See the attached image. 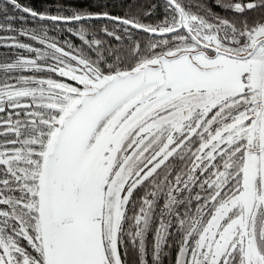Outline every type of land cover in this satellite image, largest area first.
I'll use <instances>...</instances> for the list:
<instances>
[{
  "label": "snow or ice",
  "instance_id": "6c2138e0",
  "mask_svg": "<svg viewBox=\"0 0 264 264\" xmlns=\"http://www.w3.org/2000/svg\"><path fill=\"white\" fill-rule=\"evenodd\" d=\"M0 33V264H264V0H0Z\"/></svg>",
  "mask_w": 264,
  "mask_h": 264
},
{
  "label": "trees",
  "instance_id": "16d2710c",
  "mask_svg": "<svg viewBox=\"0 0 264 264\" xmlns=\"http://www.w3.org/2000/svg\"><path fill=\"white\" fill-rule=\"evenodd\" d=\"M20 2L22 4H30L31 7H33L35 10H38V11L48 8L50 5V0H20ZM115 11H119V9H115ZM17 25L19 26V22H17ZM0 34H2V33H0ZM50 35H54V34H50ZM58 38L65 39V38H69V37L66 33H61ZM21 39L24 40V42H30L26 38L22 37ZM71 39H74V40H76L77 43H79V40L77 38L72 37ZM5 51H6V49L0 48V54L4 53Z\"/></svg>",
  "mask_w": 264,
  "mask_h": 264
}]
</instances>
